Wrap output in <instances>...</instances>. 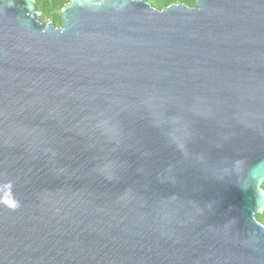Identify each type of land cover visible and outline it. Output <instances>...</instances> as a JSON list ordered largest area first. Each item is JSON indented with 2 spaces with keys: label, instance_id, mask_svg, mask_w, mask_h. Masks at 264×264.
Wrapping results in <instances>:
<instances>
[{
  "label": "water",
  "instance_id": "water-1",
  "mask_svg": "<svg viewBox=\"0 0 264 264\" xmlns=\"http://www.w3.org/2000/svg\"><path fill=\"white\" fill-rule=\"evenodd\" d=\"M264 0H0V264H264Z\"/></svg>",
  "mask_w": 264,
  "mask_h": 264
},
{
  "label": "trees",
  "instance_id": "trees-1",
  "mask_svg": "<svg viewBox=\"0 0 264 264\" xmlns=\"http://www.w3.org/2000/svg\"><path fill=\"white\" fill-rule=\"evenodd\" d=\"M36 4V9L40 13L41 20H49L54 25H61V11L71 0H33ZM149 4L158 9L169 6L175 3H183L193 6L195 0H146ZM264 191V182L262 184ZM257 220L264 225V211L256 215Z\"/></svg>",
  "mask_w": 264,
  "mask_h": 264
},
{
  "label": "rangeland",
  "instance_id": "rangeland-1",
  "mask_svg": "<svg viewBox=\"0 0 264 264\" xmlns=\"http://www.w3.org/2000/svg\"><path fill=\"white\" fill-rule=\"evenodd\" d=\"M40 19H41V16H40ZM48 21L49 20H45V19L42 20L43 23H47Z\"/></svg>",
  "mask_w": 264,
  "mask_h": 264
}]
</instances>
